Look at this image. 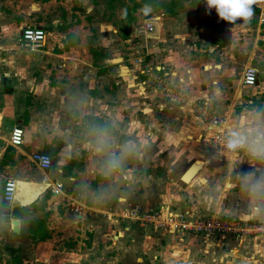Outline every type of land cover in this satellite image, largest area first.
<instances>
[{
  "label": "crops",
  "instance_id": "crops-1",
  "mask_svg": "<svg viewBox=\"0 0 264 264\" xmlns=\"http://www.w3.org/2000/svg\"><path fill=\"white\" fill-rule=\"evenodd\" d=\"M10 1L0 0V264H264V211H253L264 209V198L251 196L242 180L245 173L264 178V164L245 150L214 149L209 143L234 129L264 130V0H258L249 21L235 23L220 19L214 8L202 9L199 0H152L142 29L134 16L124 33L95 20L102 0ZM138 9L137 4L132 14ZM71 14L78 15L80 23L72 25ZM149 22L151 32L144 28ZM28 24L44 29L53 25V32L66 34L57 43L59 53L46 60L55 70L63 67L54 82L34 75L28 87L21 82L27 75L21 53L28 52L21 33ZM92 34L100 48L94 49V44L85 47L86 56L78 53ZM122 48L130 52L122 53ZM140 48L146 57L135 59ZM143 59L146 70L141 71L148 80L165 76L167 86L173 83L167 92L186 94L185 106L165 108L178 122L176 127L187 126L188 137L182 138L178 130L167 142L164 137L173 134L153 132L155 128L147 131L146 142L139 136L147 119L155 124L156 107L148 110L138 104L136 71ZM248 66L258 72L254 86L242 83ZM158 91L151 88L150 100ZM186 108L199 114L186 119L181 113ZM200 110H205L204 119ZM18 125L24 130L23 143L12 146L10 134ZM192 135L190 146L185 142ZM150 141H157L162 150L150 149ZM138 143L143 152H138ZM37 150L50 154L49 170L31 160ZM198 152L204 159L194 163L202 167L188 183L180 184L185 186L182 191L171 194L172 184L154 177L157 165L167 171L168 162L178 166L180 161L197 160L192 154ZM113 156L120 160L116 168L109 165ZM42 172H47L43 180ZM7 179L15 180L18 191L34 190H28L24 201L16 199L15 190L13 201L5 202ZM57 184L61 192L54 194ZM35 192L39 195L33 199ZM136 207L138 213L160 208L164 214L166 207L176 214L186 209L194 211L191 215L212 211L205 214L235 218L243 228L218 237L200 236L205 243L189 234L195 243L188 241L192 244L187 246L185 231L161 228L158 222L169 224L158 219L149 220V225L139 222L138 213L130 215ZM14 219L19 233L12 229ZM42 219L47 237L35 241L29 228Z\"/></svg>",
  "mask_w": 264,
  "mask_h": 264
},
{
  "label": "rangeland",
  "instance_id": "rangeland-1",
  "mask_svg": "<svg viewBox=\"0 0 264 264\" xmlns=\"http://www.w3.org/2000/svg\"><path fill=\"white\" fill-rule=\"evenodd\" d=\"M152 0H113V6H110L109 8H107V5H109L111 3V0H102L100 2V6L97 7V9L95 10V13L98 17H95V20L98 21V22H103L104 23H108V24H111V26H115L117 29L119 28L121 30L122 33L124 29H126L127 27V23L129 21V19L131 20L134 16L136 18V20L138 21H141L138 25V28H141L142 29V24H144L143 20L144 18H146L147 16H150L151 14V9L149 8L150 6H148L147 4H149ZM201 4H200V0H199V5L201 6V8L203 9L204 7L206 8V3H205V0H201ZM12 4H13V0L10 1ZM138 4L139 5V9L136 11V15L132 14L131 12V6L134 5V4ZM21 4V2H20ZM177 5V4H175ZM61 10L63 11V8L60 7ZM60 8L58 10H60ZM74 8H76V5H70L69 7V12L73 11ZM204 8V9H205ZM206 10V9H205ZM104 13V14H103ZM83 14H85V12L83 13L82 12V16ZM103 14V15H102ZM189 17H191V14L190 13H187ZM71 16H73L72 18V22L71 24L72 25H75V24H78L80 23L81 19L78 15H74V14H71ZM130 17V18H129ZM85 18V17H84ZM83 18V19H84ZM94 18V17H93ZM56 24V23H55ZM136 24V21L134 23V26ZM26 26H34L32 24H28ZM99 26V25H98ZM54 28H57V27H53V25H49L47 27H45V30L46 32L48 33V36H49V40L47 42V44L45 46H36L35 48L34 47H31V46H24L23 48L24 49H27L28 52H25V53H21V55H25L26 59V64H25V67L23 68V71L25 72L26 77L24 79L21 80V82L23 84H26L25 86L28 87L31 83V79H30V76L31 75H34L37 79L39 77V79H44V78H47L46 81H48V78L54 82V77L56 76V72L59 71V70H62V66H56V70L53 69V66L51 65L52 63L50 62H46V60L50 59V58H54L53 57V54H56V53H59V48L57 47V43H59L60 41L62 42L63 41V37L66 36V34L63 32L64 30H58L56 31V29L54 31L56 32H53V29ZM51 33V34H49ZM67 38V37H66ZM96 35L95 34H92L88 37V39L86 38L85 40V44L83 45L84 46V49L82 47L78 48L76 51H78V53H81V54H85L84 53V50H85V47H90L92 48L94 46V44L96 45V47H93L94 49L96 48H100L99 45L97 43H95L96 41ZM68 39V38H67ZM88 40V41H87ZM139 42H141V39L138 40ZM88 44H87V43ZM87 44V45H86ZM86 45V46H85ZM89 45V46H88ZM22 48V49H23ZM33 49H36V50H33ZM33 50V51H32ZM122 53H127V52H130L128 49L126 48H122L121 49ZM141 48L139 49L138 52H136L135 54H133V56H135L134 58L136 59L137 57H146L145 56V53H141ZM99 53V52H98ZM205 54V53H203ZM86 56V54H85ZM128 58L127 55H124ZM70 60V59H69ZM144 61L138 65V69H137V75H138V82L140 83L139 84V95H138V104L141 105L143 108H147L148 110L151 109V107H155L152 111V114L154 115L153 116V119L155 120V124L153 125L152 123H149V121H145L147 123V125L145 126V128L143 129H139L138 130V133H139V136H141V138H144V141L146 142V139H148V137H146L148 135V132L147 131H153L152 128H155V130L153 132H160L162 131V129L165 131V134H173V138H169L168 136L167 137H164L166 138V141L168 142V140H173L174 138L177 137V135L175 134L176 131L179 130V132H182V138H186L188 137L189 133L188 131L185 129H187V126H183V123L180 127H176L175 124H177L178 122L176 121V119L172 118L171 114L172 113H169L168 110L165 108V106H173V105H182V106H185L188 101L186 100V94H183V95H179L177 94V90L172 92L170 90V92H167L166 88H172L173 89V86H172V81H169L170 84L167 86V84H165V82L168 81V79H165L164 77L165 76H160V79H156V81L154 79H147L148 76H146L143 71L141 70H146V67L144 66L147 62H145V59H143ZM125 63H126V60H125ZM127 64H128V61H127ZM67 69H65L64 71H66ZM67 72V71H66ZM58 74V73H57ZM62 73H60L61 75ZM145 83H142L143 81H145ZM152 87H155V88H158L159 91L157 94L159 95H155V100H150V98L148 97V92L151 90ZM32 92H27V95L26 97L29 99L32 98L31 95ZM151 103V106H149V104ZM160 103L163 104V106L161 105L160 106ZM200 116L201 118L204 119V116H203V110H200ZM140 112V111H139ZM181 113L182 114H185L184 117L186 119H193V116L194 115H197L199 114L198 111H194V108L190 109V108H186L184 110H181ZM145 116H146V113H144ZM151 114V113H150ZM152 118V117H151ZM184 121V119H182ZM185 131V132H184ZM157 136H159L157 134ZM194 140V136L192 135L190 138L186 139V142L188 145L192 146V144L194 143L193 142ZM197 143V142H196ZM146 144V143H145ZM172 144V142H171ZM184 145V144H183ZM142 146L141 143H138V152H143L145 149L140 148ZM147 146L152 149L153 151L155 152H158L159 150H162V148H160V144L157 143V141H150L149 143H147ZM198 148L200 147L198 144H197ZM201 148V147H200ZM202 149V148H201ZM203 149H208L206 147H204ZM196 150V148H195ZM43 152H45L44 150H41ZM206 152V151H205ZM46 153V152H45ZM50 155V154H49ZM192 156H194L195 158L194 159H197V160H192V161H180L178 164V166H175V164H171V162L169 163L168 162V166H169V169H167V171H163L162 169L163 168H160V165L157 167H155L154 169V177L156 178H160V182H163V184L167 185V184H172L169 185V192H171V194H175L176 192L175 191H182L181 188L185 187V186H182L183 184H186V183H183L181 180H179L182 172L191 164V163H194L196 161H201L200 159H204V157H202V155L198 152L196 154H192ZM199 159V160H198ZM158 163V162H156ZM172 168V169H171ZM174 168V169H173ZM41 169V168H40ZM47 172L45 173H40V179L43 180L45 177H47L46 174ZM141 173V172H139ZM143 173V171H142ZM143 175V174H142ZM162 178V179H161ZM40 180V181H41ZM182 184V185H180ZM177 186V187H176ZM49 188V187H48ZM48 188L45 187L44 190H48ZM43 190V192H44ZM41 193H43L42 191H40ZM39 195L38 192H35L34 193V197L31 196V198H36L37 196ZM169 208V207H168ZM167 207L163 209V212H165L164 214L160 212V208H154L152 211L150 210H147V211H144L142 212L140 210V212L138 213L139 216H140V219L139 222L142 220V222L146 225H149L150 221H153L154 223V219H158V221L160 220H163L164 222L165 221H168V224H169V214L173 213L174 215H176L177 219L181 218V219H187V220H191V218H198V217H203V216H210L212 213V211H202L200 215H191L193 214V210H189V209H186L187 211L185 212V214H182V213H174L173 209L169 208L168 209ZM134 209V208H132ZM143 213V215H142ZM205 213H208L205 214ZM145 215H150L152 216L150 218H147L143 220V216ZM164 215V217H161V218H158L159 216H162ZM192 216V217H191ZM220 216H223L225 217V215H220ZM142 218V219H141ZM229 218H232V217H229ZM150 220V221H149ZM152 223V222H151ZM152 223V224H153ZM159 225V227L161 228H165V229H168V228H172L170 225H167L165 226L164 224H161V223H157ZM260 224V223H259ZM262 225V224H261ZM153 227V226H152ZM186 234V238H188L189 234H193V230L192 231H188V230H185ZM196 235H199L198 237L201 238L203 235L201 234H196ZM182 236V235H181ZM201 236V237H200ZM176 241L178 242L179 240L176 239ZM188 241H191V242H194L195 241H192L189 237L188 240H186V242L183 241V243H185V245L187 246H190L192 243L188 242ZM188 242V243H187ZM199 242V241H198ZM207 242L206 240H204V238L202 239L201 238V241L200 243H205Z\"/></svg>",
  "mask_w": 264,
  "mask_h": 264
},
{
  "label": "built area",
  "instance_id": "built-area-1",
  "mask_svg": "<svg viewBox=\"0 0 264 264\" xmlns=\"http://www.w3.org/2000/svg\"><path fill=\"white\" fill-rule=\"evenodd\" d=\"M258 5V0L252 5ZM261 20L264 22V12L261 14ZM144 28L151 32L153 30L152 24L146 23ZM22 41L26 46L36 47L41 46L48 39V33L42 27L26 26L21 33ZM258 72L254 67L248 66L242 75V83L245 86H254L257 82ZM205 113V110L203 111ZM24 130L21 126H15L10 134V144L12 146H19L23 143ZM209 143L214 149H220L221 146L226 147L227 137L216 136V139H210ZM227 148V147H226ZM31 160L35 165L43 170H49L53 164L51 156L41 150L32 153ZM16 182L13 179H7L3 190V200L5 202H12L15 196ZM54 194L61 192V185L57 184L53 189ZM77 210H75L76 212ZM138 208L130 211V215L136 216ZM151 216H149L150 218ZM169 225L175 231H192L196 234H201L205 237L222 236L240 231L243 228L239 221L235 218L209 217L203 216L198 218H191V220L177 219L173 213L169 214Z\"/></svg>",
  "mask_w": 264,
  "mask_h": 264
},
{
  "label": "clouds",
  "instance_id": "clouds-1",
  "mask_svg": "<svg viewBox=\"0 0 264 264\" xmlns=\"http://www.w3.org/2000/svg\"><path fill=\"white\" fill-rule=\"evenodd\" d=\"M256 0H205L207 10L215 9L218 17L229 23H235L238 19L247 22L253 15L252 5ZM226 147L229 150H245L248 155L264 164V130H231L228 133ZM120 164L118 157L113 156L109 161L111 168ZM242 180L246 182L249 194L254 197L264 198V178L255 177L252 173H245ZM253 211L260 212L264 209L257 207Z\"/></svg>",
  "mask_w": 264,
  "mask_h": 264
},
{
  "label": "trees",
  "instance_id": "trees-1",
  "mask_svg": "<svg viewBox=\"0 0 264 264\" xmlns=\"http://www.w3.org/2000/svg\"><path fill=\"white\" fill-rule=\"evenodd\" d=\"M98 0H93V3L96 4ZM113 1V0H111ZM134 7L131 8V11H133L137 4L133 5ZM102 56H105V53L102 52ZM30 234L31 238L35 241H41L44 240L47 237V233L45 232V219L33 221L30 225ZM17 264V261L15 262Z\"/></svg>",
  "mask_w": 264,
  "mask_h": 264
},
{
  "label": "water",
  "instance_id": "water-1",
  "mask_svg": "<svg viewBox=\"0 0 264 264\" xmlns=\"http://www.w3.org/2000/svg\"><path fill=\"white\" fill-rule=\"evenodd\" d=\"M201 166L195 165L194 163L190 165V167L184 172V174L181 176V181L183 183H188L196 174L200 171ZM13 225V231L15 233H19L20 229L18 227L19 221L17 219H14L12 221Z\"/></svg>",
  "mask_w": 264,
  "mask_h": 264
},
{
  "label": "bare ground",
  "instance_id": "bare-ground-1",
  "mask_svg": "<svg viewBox=\"0 0 264 264\" xmlns=\"http://www.w3.org/2000/svg\"><path fill=\"white\" fill-rule=\"evenodd\" d=\"M195 165H198V166H201L202 167V164L201 163H194ZM16 190H17V183H16ZM28 190H34V189H28V188H25L21 191H16V199H18L19 201H24L26 199H28ZM35 191H39V189H35Z\"/></svg>",
  "mask_w": 264,
  "mask_h": 264
}]
</instances>
